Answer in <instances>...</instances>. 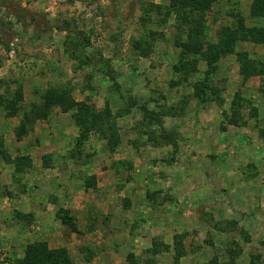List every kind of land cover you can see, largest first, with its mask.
<instances>
[{"label":"rangeland","instance_id":"rangeland-1","mask_svg":"<svg viewBox=\"0 0 264 264\" xmlns=\"http://www.w3.org/2000/svg\"><path fill=\"white\" fill-rule=\"evenodd\" d=\"M256 2L0 0V264L43 241L32 175L80 198L75 264H264Z\"/></svg>","mask_w":264,"mask_h":264},{"label":"crops","instance_id":"crops-1","mask_svg":"<svg viewBox=\"0 0 264 264\" xmlns=\"http://www.w3.org/2000/svg\"><path fill=\"white\" fill-rule=\"evenodd\" d=\"M36 176L32 175L31 178H28L27 181H30L28 185V191L26 193H16L13 201V209L18 211L31 212L33 221L31 222L30 227L32 228V234L34 240H43L47 241L50 247H62L65 246L70 250V247H77L78 252L79 248L83 245H87V241L93 240V233L90 228L84 227L80 221H77L79 213L77 212L76 207H78L81 202L79 196L72 192L67 194V187L60 184V178L58 182H54L52 186L46 185L47 178L44 175L37 176L36 179H39L38 182H44L42 186L43 192L40 191V187L31 185ZM40 184V183H39ZM71 184L68 182V186ZM68 190H73L70 188ZM82 201V200H81ZM60 208L70 209L71 213L75 217L77 222V227L79 232L69 231L64 228V224L61 223L60 219L57 216V211ZM88 208H92L90 203ZM80 209H84V206H80ZM124 210V209H123ZM127 214V211L123 212ZM92 215V214H90ZM128 221V220H127ZM109 231H112L114 225H108ZM111 229V230H110ZM115 231V228H114ZM112 231L110 236L115 234ZM125 236L127 234L125 233ZM100 237V236H99ZM90 244H93L90 243ZM70 246V247H69ZM73 252V249H71ZM71 255L75 256L74 253ZM79 260L84 258L83 253L80 256H76ZM76 264H80L76 262Z\"/></svg>","mask_w":264,"mask_h":264},{"label":"trees","instance_id":"trees-1","mask_svg":"<svg viewBox=\"0 0 264 264\" xmlns=\"http://www.w3.org/2000/svg\"><path fill=\"white\" fill-rule=\"evenodd\" d=\"M255 4H257L258 7H261V11L258 15H263L264 0H259V2H256ZM257 31L261 32L263 36V38L258 36V40L264 41V28H257ZM83 116L84 112L76 114L77 121L83 118ZM81 124H83V122ZM88 184H91L93 186V181L91 183L89 182ZM57 216L60 219L61 223L69 226L74 231H78L75 219L72 215L69 214L66 209L60 208L57 211ZM23 262L28 264H75L66 248L62 247L52 249L48 247L47 242L45 241H35L29 243L26 249L25 256L23 258Z\"/></svg>","mask_w":264,"mask_h":264}]
</instances>
